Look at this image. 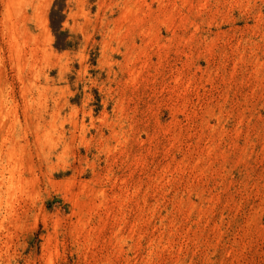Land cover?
Returning a JSON list of instances; mask_svg holds the SVG:
<instances>
[{
	"label": "rangeland",
	"instance_id": "1",
	"mask_svg": "<svg viewBox=\"0 0 264 264\" xmlns=\"http://www.w3.org/2000/svg\"><path fill=\"white\" fill-rule=\"evenodd\" d=\"M0 264H264V0H0Z\"/></svg>",
	"mask_w": 264,
	"mask_h": 264
},
{
	"label": "bare ground",
	"instance_id": "2",
	"mask_svg": "<svg viewBox=\"0 0 264 264\" xmlns=\"http://www.w3.org/2000/svg\"><path fill=\"white\" fill-rule=\"evenodd\" d=\"M12 1V0H11ZM8 7V6H7ZM10 7V6H9ZM11 8V7H10ZM9 11V10H8Z\"/></svg>",
	"mask_w": 264,
	"mask_h": 264
}]
</instances>
